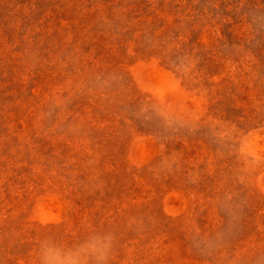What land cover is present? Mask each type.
<instances>
[{
	"label": "rangeland",
	"instance_id": "1",
	"mask_svg": "<svg viewBox=\"0 0 264 264\" xmlns=\"http://www.w3.org/2000/svg\"><path fill=\"white\" fill-rule=\"evenodd\" d=\"M0 264H264V0H0Z\"/></svg>",
	"mask_w": 264,
	"mask_h": 264
}]
</instances>
